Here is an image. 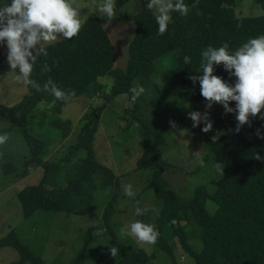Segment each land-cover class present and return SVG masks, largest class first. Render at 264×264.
I'll list each match as a JSON object with an SVG mask.
<instances>
[{"label": "trees", "instance_id": "trees-1", "mask_svg": "<svg viewBox=\"0 0 264 264\" xmlns=\"http://www.w3.org/2000/svg\"><path fill=\"white\" fill-rule=\"evenodd\" d=\"M239 1L199 0L197 7H190L187 16L171 13L168 30L164 35H158L155 15L146 7L148 0H138L139 10L124 70L113 68V44L100 18L91 14L84 21L78 36L46 45L48 55L38 57L31 78L41 86L51 78L63 90L74 89L72 99L100 93L104 94V101L107 102L120 93L127 94L130 101L129 89L134 80L143 87L151 84L158 104L164 98H173L171 100L175 104L179 103L175 127L181 128L191 121L187 114L196 111L203 99L199 81L193 85L189 79L193 74L202 75V51L209 45L220 47L227 42L232 52L249 38L264 35V13L236 16L233 7ZM257 1L264 9V0ZM185 3L191 6L193 0H185ZM168 52H174V64L168 73H160L162 85L155 84L151 78L156 72L155 62ZM45 64L51 71H42ZM10 70L6 56L0 51V74ZM105 74L114 78V86L109 93H104L102 84L97 81ZM213 74L229 84H234L236 80L235 76H229L222 64L214 66ZM53 99L50 94L27 86V93L20 101L11 106L0 104V118L16 119L29 147V155L22 163V173L28 167L42 169L38 181L16 192L23 214L29 217L36 210L88 214L98 208L99 202H105L102 204V225L112 231L109 219L122 194L119 177L96 159L93 149L94 133L105 102L100 106L92 126L85 128L77 141L69 145L62 160L56 162L44 159V156L52 141L65 138L70 133V120L60 116L67 102L57 100L49 108V117L39 120L33 115L39 103L47 105ZM139 101L140 97L125 109V113L134 121L133 125L138 126L136 129L145 148L144 154L136 160V167L150 170L146 186L152 188L161 201L153 223L160 233L155 245L173 258L170 241L177 239L181 248L194 258V264H264V160L255 159L256 153L264 157V139L255 135L258 128L264 132V121L253 119L252 127L244 125L236 133V114L227 113L223 119L224 131L215 135V141L211 136L206 143L207 160L223 166V176L219 173L213 191L201 185L195 187L189 197H184L172 192L163 178L162 170L166 162L161 156L159 144L164 143L166 136L142 115ZM229 106L235 108V102H230ZM35 126L41 127V130H35ZM74 156L76 159L72 166L64 167L67 164H62V161ZM94 176L100 179L96 181ZM59 177V181L65 179L64 186L57 182ZM206 202L213 204L214 208H209ZM190 233L197 235L199 247L192 245ZM89 234L88 231L82 253ZM112 242L119 248L118 264H151L150 255L143 249L131 252L115 236ZM5 246L16 249L19 255L17 260L8 264H25L27 261L44 264L13 230L0 238V247Z\"/></svg>", "mask_w": 264, "mask_h": 264}, {"label": "rangeland", "instance_id": "rangeland-1", "mask_svg": "<svg viewBox=\"0 0 264 264\" xmlns=\"http://www.w3.org/2000/svg\"><path fill=\"white\" fill-rule=\"evenodd\" d=\"M84 5L81 19L86 20L91 14H96L103 25L114 47L113 68L124 70L128 60V45L133 37L135 17L139 10L138 0H116L117 16L109 21L96 10L102 0H77ZM10 4L11 0H0V6ZM236 16H258L264 13L262 5L257 0H240L234 7ZM153 11V10H152ZM154 13V11H153ZM63 39L59 36L57 41ZM0 51L7 57L6 43H0ZM174 64V52H168L155 62L156 72L152 81L162 85L160 73H168ZM17 71L10 70L0 74V104L11 106L27 93V86L15 80ZM114 78L105 74L98 77L102 84V91H107L104 83L107 79ZM137 84L134 80L132 87ZM145 93L140 96L139 110L148 118L150 124L158 131L165 133L164 143L159 144V150L166 162L162 170L163 178L175 194L189 197L197 186H205L208 191H213L215 180L219 172L216 164L207 160V139L224 131L223 106L214 103L210 109H205L206 101L203 98L196 111H208L209 118L213 121L211 131H201L203 123L192 127V121L187 125L176 128L169 121L175 122L179 103L175 104L173 98H164L162 103L156 102L152 85L144 86ZM175 101V100H174ZM105 102V107L99 115V125L93 137V149L96 159L104 166L110 168L119 177L121 198L110 216L111 230L102 225V212L105 202H99L94 211L88 214L73 213L67 210H36L29 217L24 216L16 192L23 186L35 183L42 175L40 167H28L22 173L24 159L29 155V147L22 137L15 118H0V135L7 133L9 139L6 144L0 145V238L13 230L18 239L27 245L29 251L40 257L44 264H118L120 252L117 257L110 255L109 249L115 246L112 238L115 236L129 251L143 249L150 255L151 264H194V258L185 252L177 239L170 241L173 258L156 245H142L135 237H119L121 227H128L131 222L141 220L153 224L161 208L152 188L147 187L150 170L137 169L136 160L144 154L145 148L138 128L134 121L125 113V109L132 104L124 93L117 94L109 102L104 101V94H95L92 97L80 96L67 102L61 111V118L71 122V130L65 138H58L51 142L44 159L60 161L67 154L69 145L75 143L78 135L85 128L92 126L99 108ZM39 103L33 115L41 120L49 117V107L40 106ZM41 130L35 126L34 129ZM208 153V152H207ZM203 159L205 164L199 166L198 161ZM76 157L62 161L64 167H71ZM20 173H22L20 175ZM95 180L100 179L94 176ZM57 178V182L64 186L65 179ZM132 185L134 197L124 194V187ZM51 188L52 185H47ZM139 202L137 205L136 202ZM208 202V201H207ZM209 208L214 205L207 203ZM147 207L149 211L144 216H135L134 208ZM183 223L185 221H182ZM90 232L86 249L82 253L85 236ZM114 235V236H113ZM194 233L189 234L192 245L198 246V239ZM199 247V246H198ZM18 251L12 247H0V264H8L17 260ZM25 264H31L29 261Z\"/></svg>", "mask_w": 264, "mask_h": 264}, {"label": "clouds", "instance_id": "clouds-1", "mask_svg": "<svg viewBox=\"0 0 264 264\" xmlns=\"http://www.w3.org/2000/svg\"><path fill=\"white\" fill-rule=\"evenodd\" d=\"M199 0H193L191 6L185 0H148L147 9L153 10L158 24V35H164L168 25L172 21L171 13L178 12L181 16H187L190 7H197ZM84 5L77 0H11L10 4L0 6V43H6L7 63L11 70H18L15 80L26 86H31L36 91H43L55 99L50 104L40 107H53L57 100L68 102L74 97L75 90H63L49 78L43 86L32 79V72L38 57L47 56L46 45L55 43L59 36L71 39L78 36L84 21L81 12ZM96 10L109 21L117 16L116 0H102ZM239 26V25H238ZM223 65L229 76H235L234 84H229L220 76L214 75V66ZM200 70L202 75H191L189 79L195 85L200 84V93L205 99V109H210L214 103L223 106L224 113L236 114L235 132L239 133L244 125L252 127L253 119L264 121V35L249 38L234 51H229V45L225 42L220 47L207 46L201 53ZM199 70V71H200ZM42 71H51L45 64ZM107 91H111L114 80L104 81ZM145 88L137 83L129 89L131 93L130 103L134 104L145 93ZM127 97V94H125ZM234 101L235 108L229 103ZM188 117L195 128L201 123V131L207 133L213 128V121L209 118L208 111H191ZM251 118V119H250ZM175 127L174 121H169ZM264 127V125H262ZM257 138L264 139V132L258 128L255 131ZM7 133L0 135V145L7 143ZM216 136L212 137L215 141ZM255 159L264 160L258 153ZM199 166L205 162L201 158ZM217 171L223 176V166L216 165ZM124 194L134 197L135 192L129 183L124 187ZM137 205L139 202H136ZM149 209L136 206L135 216H144ZM160 233L153 224L135 220L128 227H121L119 237L121 239L132 236L142 245H155ZM112 257L119 255V248L111 246L109 249Z\"/></svg>", "mask_w": 264, "mask_h": 264}]
</instances>
